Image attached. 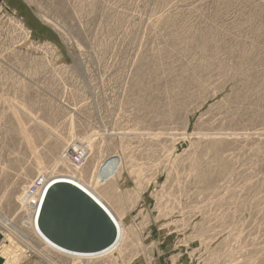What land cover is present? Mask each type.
Returning a JSON list of instances; mask_svg holds the SVG:
<instances>
[{
  "label": "rangeland",
  "instance_id": "374dc122",
  "mask_svg": "<svg viewBox=\"0 0 264 264\" xmlns=\"http://www.w3.org/2000/svg\"><path fill=\"white\" fill-rule=\"evenodd\" d=\"M0 262L264 264V0H0Z\"/></svg>",
  "mask_w": 264,
  "mask_h": 264
},
{
  "label": "crops",
  "instance_id": "0c3cea01",
  "mask_svg": "<svg viewBox=\"0 0 264 264\" xmlns=\"http://www.w3.org/2000/svg\"><path fill=\"white\" fill-rule=\"evenodd\" d=\"M1 263V262H0ZM1 264H3V263H1Z\"/></svg>",
  "mask_w": 264,
  "mask_h": 264
}]
</instances>
